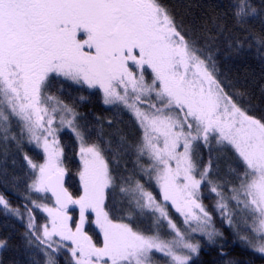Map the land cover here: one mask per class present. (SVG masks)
<instances>
[{"label": "snow or ice", "instance_id": "snow-or-ice-1", "mask_svg": "<svg viewBox=\"0 0 264 264\" xmlns=\"http://www.w3.org/2000/svg\"><path fill=\"white\" fill-rule=\"evenodd\" d=\"M200 31L161 0H0V186L19 200L0 192V211L26 222L29 264H203L200 237L235 264L215 247L214 214L264 257V114L226 90L216 56L221 43L264 56V0H228ZM85 90L129 113L136 139H93L62 98ZM64 130L78 145L77 195Z\"/></svg>", "mask_w": 264, "mask_h": 264}, {"label": "trees", "instance_id": "trees-1", "mask_svg": "<svg viewBox=\"0 0 264 264\" xmlns=\"http://www.w3.org/2000/svg\"><path fill=\"white\" fill-rule=\"evenodd\" d=\"M256 2L258 3L259 0H256ZM161 3L172 10L177 20L182 22L186 28L195 29L198 36L202 35L200 30L208 17L214 13H225L228 6V0H161ZM228 23L231 26L230 19ZM253 29L259 31L261 29L260 23L255 22ZM216 56L220 69V78L222 80L225 77L227 78L225 82L226 90L235 96L241 106L248 108L254 114H264V56L258 55L255 47L251 49L245 47L238 54L231 53L223 43H221V51ZM80 95H84L86 98L80 100ZM62 98L65 102H74L77 111L81 114V123L89 125L93 139L101 131L104 139H114L113 134L117 129L126 134L129 141L135 140L138 136V130L135 128L130 114L119 105L105 106L101 103L98 95H92L88 90L83 93H73L72 96L64 95ZM97 117L100 120H97ZM107 119L113 120L112 128L107 126ZM101 122L105 124L102 130L99 127ZM59 135L61 144L65 148L64 166L69 173L66 185L73 195H77L80 191L79 177L77 175L80 168L78 145L70 131L64 130ZM207 155L205 151V161L207 160ZM11 159L12 157L9 156L7 161L9 175L14 170ZM20 163H23V161L19 160L15 167L17 173L20 172ZM128 166L131 167V163ZM221 167H223V161L221 162ZM0 192H4L13 205L19 203L18 198L12 191H7L3 186H0ZM204 203L210 210L212 209L211 199L205 198ZM112 214L116 215V213ZM37 215L39 219L44 214L38 213ZM173 215L176 222L180 224L182 222L181 218L175 213ZM214 219L217 228L224 233L222 238H217L218 243L215 247H219L222 244L224 251L228 254V258L235 261V264H264V257L244 247L235 239L232 231L221 223L218 215L214 214ZM26 230L25 221H21L11 215H4L0 211V239L8 242L7 248L0 250V264H29L31 250L26 246L23 235ZM92 234L94 239H100L94 232ZM200 240L204 245L199 258L200 261L203 264H214V262L215 264H220V258L215 248L208 246L203 237H200Z\"/></svg>", "mask_w": 264, "mask_h": 264}, {"label": "rangeland", "instance_id": "rangeland-1", "mask_svg": "<svg viewBox=\"0 0 264 264\" xmlns=\"http://www.w3.org/2000/svg\"><path fill=\"white\" fill-rule=\"evenodd\" d=\"M78 159H79V155H78ZM79 162H80V160H79ZM181 220H182V218H181Z\"/></svg>", "mask_w": 264, "mask_h": 264}, {"label": "water", "instance_id": "water-1", "mask_svg": "<svg viewBox=\"0 0 264 264\" xmlns=\"http://www.w3.org/2000/svg\"><path fill=\"white\" fill-rule=\"evenodd\" d=\"M65 185H66V178H65Z\"/></svg>", "mask_w": 264, "mask_h": 264}]
</instances>
